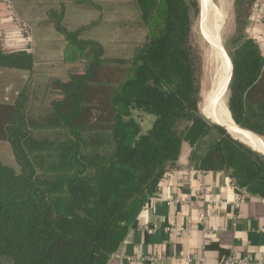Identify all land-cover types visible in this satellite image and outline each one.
<instances>
[{"label":"trees","instance_id":"obj_1","mask_svg":"<svg viewBox=\"0 0 264 264\" xmlns=\"http://www.w3.org/2000/svg\"><path fill=\"white\" fill-rule=\"evenodd\" d=\"M30 1L64 42L57 60L40 59L10 12L24 48L5 49L0 35V141L12 154V163L0 160V264H107L185 143L190 167L221 171L238 190L264 198V154L201 112L199 0L103 6L134 8L136 17H126L139 38L128 55H108L88 35L96 21L64 24L72 3L95 10L101 3ZM255 1L233 0L223 46L232 67L226 106L258 140L264 53L260 33L246 32ZM134 111L153 115L145 132Z\"/></svg>","mask_w":264,"mask_h":264},{"label":"crops","instance_id":"obj_2","mask_svg":"<svg viewBox=\"0 0 264 264\" xmlns=\"http://www.w3.org/2000/svg\"><path fill=\"white\" fill-rule=\"evenodd\" d=\"M0 8L3 45L22 48L24 38L4 22L5 5ZM246 32L255 35L261 26L249 17ZM187 147L185 143L176 166L160 181L158 195L143 207L107 264H197L188 263L186 256L220 264L230 251L264 264V198L238 190L221 171L190 167L189 147L183 153Z\"/></svg>","mask_w":264,"mask_h":264},{"label":"rangeland","instance_id":"obj_3","mask_svg":"<svg viewBox=\"0 0 264 264\" xmlns=\"http://www.w3.org/2000/svg\"><path fill=\"white\" fill-rule=\"evenodd\" d=\"M94 1L101 3V7L99 9L95 10L73 3L70 6H67L64 16V24L68 28H74L78 25L89 24L90 22L96 21L93 27L88 31V35L97 39L103 45L108 55H128L130 53L129 43L132 40H136L139 38V35L134 31V26L131 25L133 23L130 22V20L127 18L128 16L130 17V15L132 19L136 17L134 8H131V6H129L128 10L130 11V13L127 12V14H120L117 11L107 12V10H105L107 8L104 9L103 6L106 7L113 0ZM199 1L200 14L195 24V32L197 33L199 43L202 47L204 58L203 72L201 77L202 101L200 104V108L201 112L206 118H208L209 120H213L212 116L214 117V115L208 108L207 98L213 90L214 85L221 74L222 61L215 53H213L211 49L210 41L206 37L202 29V20H204V25L211 31H213L216 17L215 11L217 10L220 12L223 21L219 29V37L221 45L224 48L223 41L230 34L233 28V0H211L214 6L211 10L207 11L205 17H203L202 14L201 0ZM9 3L11 5V9H4L7 16L12 10L19 17V19L24 21L29 26V29L31 31V46L29 50L42 60H57L59 57V51L57 49H60L62 47V44L64 42L63 37L57 34L54 29L50 28V25L48 24L49 22L47 20L48 18L42 17V14L38 12V4L35 1L30 0H9ZM7 16L5 15V17ZM8 18L10 19V17ZM9 19L5 20L4 22L8 21L9 23H11ZM11 25L13 24L11 23ZM3 30H6V28L0 25V34L3 32ZM1 38L2 42L5 41V38L3 36H1ZM22 47L24 48V45ZM4 48L7 49L5 46ZM225 53L227 54L226 51ZM227 56L229 57L228 54ZM227 96L228 86L227 88L225 86L221 93V97L225 105ZM133 117L140 123L142 132H145L150 127L154 118L151 114L139 111H134ZM251 136L253 135L251 134ZM253 138L254 140L264 144V138L260 137L263 140H257V138H255L254 136ZM187 149L188 147L184 149L183 153L186 152ZM10 150L11 149L8 142L6 143L0 141L1 161L5 163H12V154Z\"/></svg>","mask_w":264,"mask_h":264},{"label":"bare ground","instance_id":"obj_4","mask_svg":"<svg viewBox=\"0 0 264 264\" xmlns=\"http://www.w3.org/2000/svg\"><path fill=\"white\" fill-rule=\"evenodd\" d=\"M202 4V14L203 17H205V14L208 10H211L213 8V2L211 0H201ZM216 17H215V23L213 26V31H211L208 27L204 25V20H202V29L204 31V34L210 41L211 49L213 53H215L222 61V71L217 79L213 90L209 94L207 98V105L214 115L213 121L223 125L226 127L227 131L235 138L242 140L243 142L249 144L253 148L263 151L264 152V144L260 143L256 140H254L252 137H250L248 134H246L244 131H247L245 129H240L234 121L231 119L230 113L228 111L227 106L224 104L223 99L221 97L222 90L227 85L229 81V76L231 72V63L227 56V54L224 52V48L221 45L220 37H219V29L221 27V23L223 21L222 16L219 11H215ZM212 27V26H211ZM220 61V63H221ZM216 119V120H215ZM250 133L249 131H247ZM253 135V133H250Z\"/></svg>","mask_w":264,"mask_h":264},{"label":"built area","instance_id":"obj_5","mask_svg":"<svg viewBox=\"0 0 264 264\" xmlns=\"http://www.w3.org/2000/svg\"><path fill=\"white\" fill-rule=\"evenodd\" d=\"M6 3L10 4L9 0H7ZM10 13H11V17L13 18L14 22L16 23L18 28L21 30L23 35L27 39L31 40V31L29 29V26L24 21L19 19V17L15 14V12L11 10ZM250 18L255 23H259V25L261 26L260 37H261V41H262L261 43H262V48H263V53H264V0L255 1ZM190 170L192 171V169ZM198 171H203V170H198ZM169 229L172 231L175 230L172 227ZM151 259H154V258H151ZM185 259L188 263H191V262H196L197 264L205 263L204 257H199V258L194 259L190 256H186ZM220 264H252V260L247 255H238L236 252L230 251L227 255H225V257L222 259Z\"/></svg>","mask_w":264,"mask_h":264},{"label":"water","instance_id":"obj_6","mask_svg":"<svg viewBox=\"0 0 264 264\" xmlns=\"http://www.w3.org/2000/svg\"><path fill=\"white\" fill-rule=\"evenodd\" d=\"M231 72H232V67H231ZM231 72H230V76H229V80H230V77H231ZM228 83H229V81H228ZM228 83H227V85H226V88H227V86H228ZM212 122H215V121H213V120H211ZM217 123V122H216ZM219 124V123H218ZM221 125V124H220ZM223 126V125H222ZM225 129H226V127H224ZM242 129V128H241ZM227 130V129H226ZM248 131V130H247ZM250 133H253V132H251V131H249ZM229 133V132H228ZM254 135H256L255 133H253ZM231 135V134H230ZM232 136V135H231ZM256 136H258V135H256ZM233 137V136H232ZM259 137V136H258ZM235 138V137H234ZM235 139H237V138H235ZM238 140H240V139H238ZM240 141H242V140H240ZM243 142V141H242ZM243 143H245V142H243ZM247 144V143H246ZM249 145V144H248ZM250 146V145H249ZM252 147V146H251ZM253 148V147H252ZM255 149V148H254ZM255 150H257V149H255ZM258 151H260V150H258ZM260 152H262L263 154H264V152L263 151H260Z\"/></svg>","mask_w":264,"mask_h":264}]
</instances>
